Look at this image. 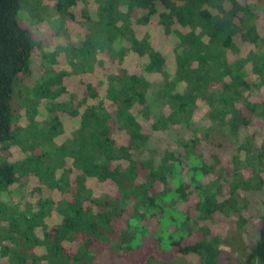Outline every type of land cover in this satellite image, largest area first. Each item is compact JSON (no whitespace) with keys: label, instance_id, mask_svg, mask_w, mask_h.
<instances>
[{"label":"trees","instance_id":"obj_1","mask_svg":"<svg viewBox=\"0 0 264 264\" xmlns=\"http://www.w3.org/2000/svg\"><path fill=\"white\" fill-rule=\"evenodd\" d=\"M192 1L196 8L49 0L61 24L53 38L63 46L43 53L47 77L39 80L31 61L43 45L19 14L44 0H0V217L15 206L16 216H6L11 238L26 248L16 264H84L87 255L91 264L172 263L190 254L217 264L220 235L188 226L234 214L241 186L264 192V169L238 172L255 154L264 164V0L223 2L233 34L219 30L214 0ZM215 40L225 60L212 104L189 94L184 79L210 67L204 49ZM78 50L90 59L86 70L66 63ZM20 81L35 85L40 101L23 102L21 121L13 105ZM29 124L38 142L55 147L67 189L42 184L54 158L26 141ZM230 180L229 197L218 198ZM246 220L239 216L235 233ZM121 229L135 237L125 249ZM10 247L0 249V264H9ZM248 250L243 264H264V215Z\"/></svg>","mask_w":264,"mask_h":264},{"label":"rangeland","instance_id":"obj_2","mask_svg":"<svg viewBox=\"0 0 264 264\" xmlns=\"http://www.w3.org/2000/svg\"><path fill=\"white\" fill-rule=\"evenodd\" d=\"M31 1L33 2V0ZM177 1L184 2L186 3V5L196 8L192 0H177ZM223 2H227V1L214 0L213 2V4L216 5V7L220 12V16H218L219 18H216L215 20H217L219 25V30L222 33L233 34L235 30L232 28L233 26H230L231 25L230 23H227L224 13L225 8L223 6ZM42 4L41 6L38 5L37 6L38 8H35V11H33V7L25 6V8H23L22 5V10L19 14L20 19L33 32L34 40L36 41V43L40 42V44L43 45V49L38 51L34 55L31 61V67L33 73H35V75L37 76V78H39V80L44 79V77H47V75L43 74V68L45 69V67H43L44 64L42 62L43 53L45 51H55L57 47L63 46L61 44L62 42H59L58 40L53 38V34L60 29L61 26L59 21L60 19L56 16L57 13L55 9L52 7L51 3H49V0H44ZM32 13L34 14L33 15L34 18L32 17ZM41 20L43 21L42 23H44L45 29L43 30L36 29L35 26L39 24L40 23L39 21ZM79 36H80L79 34L75 35L76 38H78ZM220 45H221L220 41L215 40L209 46L205 47L204 51L208 55L210 62V67L205 72H195L190 70L186 75V79H184V81L186 82V89L187 92H189V94L195 97L202 98L205 101L212 104L218 103L217 101L218 88L216 83L220 82L218 80L219 79L218 76L221 73L222 64L224 63L225 60V56L222 53V48ZM66 63L68 64V66L78 71L86 70L89 67H91L90 59L86 57L82 52H79V50L75 57L67 58ZM47 68L50 70L51 66L48 65ZM27 84H25L22 81L18 83V87H17L18 97L13 101L14 109L16 110V112H18L19 121H21L20 119L23 117V114L25 113V108L24 106H22L23 102H25L28 98H32L36 101L37 106L40 104L39 99H37L34 94L35 90H33V87L35 85L30 86L31 85L30 81H28ZM39 125L44 126L45 125L44 121H41ZM35 132H36V128L34 127V125L29 124L28 127L26 128V131L23 133L26 141L29 144L43 147L44 150L47 152V154L50 153L54 158L52 160L51 168L48 171L49 177L45 178L42 184L50 185L52 190H54V188L58 185L63 190L67 189L68 182H66V176L64 174L58 175L56 171V168L59 166V163L55 164V161H57V158L54 154L55 147L53 148L51 145H47V143L43 141L38 142L36 139ZM80 136L81 135L79 134L78 137ZM207 143H211V142L208 141ZM255 156L257 157V154L253 155L252 157H249L247 161L243 162L240 165V168L238 170L239 174L242 175V171L245 170L246 168H252L251 164L257 167L258 171L264 169V164L263 165L259 164L255 160L256 159ZM97 159L102 160L100 155L97 157ZM254 160L255 163H253ZM204 175L205 173L202 172L201 176L204 177ZM231 181L232 180H230V182H226V185L222 187L221 194L218 198L229 197L230 195L229 188L232 183ZM254 181L255 182H252L253 184H258V182H256L257 178H255ZM213 182L214 181L212 180L211 185L209 186L210 193L212 194L217 192V187L214 185ZM15 191L18 192V189H16ZM236 198H237L236 199L237 202H241V204L237 206L236 212L234 214L229 216L217 214V216L214 215L212 218L207 219L203 223H199L198 225L189 223L188 226L190 230H192L195 233L197 232L199 233L203 227H207V228H212V230L214 229L220 235L219 240L222 242L220 244L221 256H218L216 258L217 264H243V259L241 258V255H244L247 251H249L250 249L248 250V246L249 248L254 246L259 237V229L261 226L262 217L264 215V202H263L264 192L259 191L258 189H252L248 186H241L239 191L236 192ZM47 200L48 202L50 201L49 204L53 205V198L50 197ZM248 202L251 205L249 209H246L245 204ZM28 205L29 203H27V206ZM171 211L174 212L173 210ZM171 211H169V213ZM50 212L51 209H48L46 215L48 216ZM8 213L9 214L6 215L8 217L16 216L15 206H11L8 210ZM109 214L113 216L112 211H110ZM241 214H243L247 218V220L243 224L245 227V231L242 232V235H238L237 233H235V231L237 229V224L239 223L238 219ZM6 216L2 215L0 217V249L4 250L7 245L11 246L10 248H12V252L10 251L9 253L8 262L9 264H16L17 259H20V257L22 256H23L22 258H24L25 256L24 251L26 248L24 247L25 245L23 246V244L19 246L18 242L15 239L13 240L11 238L12 234L10 230V220ZM125 216L122 218V221L124 218L128 219V216L127 215ZM177 222L179 223L178 225L181 224L182 229H184L185 225L184 222L182 221V218L177 216ZM117 223H119V221ZM119 231L120 228H118V231L115 230V233H118ZM124 231H125L124 229H121V233H119L120 235L123 233L122 234L123 240L122 241L120 240L121 242L119 241V244L120 246L123 245L125 249L127 246L130 245L131 241L135 237H134V233H131L129 229H127L126 232ZM246 248H247L246 251L243 250ZM236 250H238L239 254ZM89 262H91V257L87 255L84 264H88ZM149 264H207V263L205 259H203L201 256L196 254H190L182 258H179L172 263H163L158 260H152ZM208 264H215V263L211 262ZM254 264H259V263L258 261H255Z\"/></svg>","mask_w":264,"mask_h":264}]
</instances>
